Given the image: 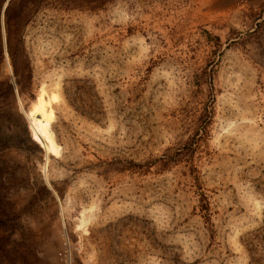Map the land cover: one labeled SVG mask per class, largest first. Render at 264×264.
Listing matches in <instances>:
<instances>
[{"label": "rangeland", "instance_id": "374dc122", "mask_svg": "<svg viewBox=\"0 0 264 264\" xmlns=\"http://www.w3.org/2000/svg\"><path fill=\"white\" fill-rule=\"evenodd\" d=\"M0 264H264V0H0Z\"/></svg>", "mask_w": 264, "mask_h": 264}, {"label": "trees", "instance_id": "16d2710c", "mask_svg": "<svg viewBox=\"0 0 264 264\" xmlns=\"http://www.w3.org/2000/svg\"><path fill=\"white\" fill-rule=\"evenodd\" d=\"M31 139V138H30ZM31 141L33 142L34 140L31 139Z\"/></svg>", "mask_w": 264, "mask_h": 264}]
</instances>
